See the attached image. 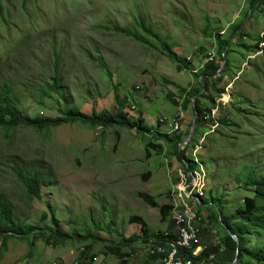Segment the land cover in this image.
I'll return each mask as SVG.
<instances>
[{
  "label": "rangeland",
  "instance_id": "rangeland-1",
  "mask_svg": "<svg viewBox=\"0 0 264 264\" xmlns=\"http://www.w3.org/2000/svg\"><path fill=\"white\" fill-rule=\"evenodd\" d=\"M249 11V0H0V86L10 84L23 113L41 117L73 109L88 113L94 107L113 114L116 94L132 93L149 131L173 134L172 119L180 107L167 95L181 99L183 89L195 88L193 75L207 59L218 57L216 34L227 38L233 26L241 25L244 38L232 40L230 67L220 84L224 91L235 78L227 87L232 102L220 112L229 113V120L217 132L198 129L187 152L193 161L194 144L207 134L197 154L207 171L202 199L209 204L220 199L224 211L234 213L250 194L236 188L239 181L255 172L264 176V55L250 58L264 30V8L246 18ZM141 19L190 62L188 70L178 71L163 55L160 42L137 25ZM114 26L138 31L150 44L112 31ZM97 56L110 71L100 67ZM56 64L62 83L55 92L47 84ZM136 86L140 89L132 92ZM181 119L185 131L191 117L184 113ZM153 134L83 123L42 132L19 127L8 137L0 131V205L21 227L38 229L26 240L9 242L0 264H78L84 245L45 244L44 233L55 230L52 215L58 234L89 233L103 240L93 247L94 264H120L105 246L130 237L136 238L123 248L129 255L124 264H160L148 255L151 245L142 241L141 225L130 223L132 216L142 217L151 239L170 222L162 219L160 209L174 203L172 190L182 167L167 157L165 146L151 149L147 157ZM148 172L151 178L145 181ZM33 173L43 180L39 201L27 197L17 178ZM139 192L154 196L155 204L139 198ZM200 213L201 244L215 245L225 231L211 209ZM244 226L263 245L264 227Z\"/></svg>",
  "mask_w": 264,
  "mask_h": 264
},
{
  "label": "trees",
  "instance_id": "trees-1",
  "mask_svg": "<svg viewBox=\"0 0 264 264\" xmlns=\"http://www.w3.org/2000/svg\"><path fill=\"white\" fill-rule=\"evenodd\" d=\"M249 2L251 11L246 14V18H248L254 11H257L262 7L264 8V0H249ZM137 25L147 34L154 37L156 41L160 42L163 55L176 65L178 71L189 69L190 62L182 58L176 51H174L175 47L171 46L160 36L157 31H154L152 27L148 26L143 19L137 21ZM111 30L129 37H133L138 41L150 44L145 38L140 36L138 31H131L120 26H114L111 28ZM205 32L207 33L208 31ZM210 34L214 35V33ZM236 36L241 39L244 38L241 25L233 26L227 38H224L221 33H217L215 40L218 42L220 47L218 57L206 62L200 72L193 75V77L196 79V87L183 89V96L180 97L181 99H176L172 93H169L171 95H167L168 99L173 103V105L180 107L178 110H180L179 112L182 114V116H184V113L190 115L191 120L189 121V125L186 126L185 131L181 130V122L180 130L174 132L173 134H167L161 131L153 134L154 132L149 131L150 129H148V127L145 125V121L141 117L142 114L139 112V109V114H136L134 117H130L129 113L126 112V101L130 94L123 98H120L119 95L116 94V111L113 114L110 111H98L94 107L93 110L88 113L79 109H73L64 111L58 117H41L39 115L30 116L23 113L18 108L16 104V98L14 96L15 93L12 90L10 84L7 83H4L0 86V131L8 137L15 129L19 127H26L37 132H42L49 131L63 125L83 123L85 125L92 126L93 129L102 128L103 130H107L112 128H127L129 130H136L138 133L143 135L153 134L154 139H150L146 149L147 157H150L151 149L157 150L159 147H167V157L175 159L178 162V165L181 166L188 174V178L190 180L191 176L189 172H191L194 167V161H191L187 158V152L193 142L194 137L188 145L182 147H180V145L190 134L192 119L195 112L198 113L195 135L198 129H212L213 123L211 121H205L204 116L215 106V98L220 97L223 93H225L226 89L223 91L220 87L222 85L221 83L224 82L226 70L228 67H230V62L227 57L231 51L232 45L234 44L232 40L236 39ZM243 46L245 47L246 45ZM253 47L257 51L258 41ZM246 48L250 47L246 46ZM226 49L227 52L226 56L224 57L223 53ZM94 60L98 62L101 68L109 70L108 63L102 56H97L94 58ZM224 60H226L225 67L221 73L217 75ZM57 68L58 65L56 64L54 75L51 78V83L47 84V90L49 91L56 92L61 87L62 78L59 76ZM109 74L111 75V72H109ZM234 79L235 78H233V80ZM165 81L168 84H172L179 88V86L174 82L166 79ZM232 81L225 85V88H227L232 83ZM113 85L116 87L118 86L116 83ZM203 86L205 88V92L202 95H199L200 91L203 89ZM45 95L46 93H44V96ZM194 98L195 101L193 102ZM224 109L225 107H223V110ZM228 117L229 113L228 115L222 116L220 114V125L215 129L214 132H217L219 128L228 122ZM148 131L150 133H146ZM156 141H163L164 143H162V145H157V143H155ZM151 174V172L146 173L143 176V180L148 181L151 178ZM17 178L30 200L38 199L39 201L42 199L41 192L43 180L39 174H18ZM236 188L239 190H246L250 194L243 198L242 204L236 208L234 213L225 212L223 209L224 206L221 205L220 199L216 200V203L212 202L209 204L210 202H205L201 198V203L196 205L197 211L201 212L203 208L211 209L213 211V215L217 219L218 226L223 228L225 233L215 245H206L198 256H192L191 252L189 251H181V256L184 260L191 259L194 264H233L234 261H236L234 264H264V241L263 245H259L258 236L255 239L250 238L248 236V233L250 232H248L244 226V224H252L255 226L264 227V176L259 177L257 172L251 173L245 180L239 181V187ZM137 195L148 204L154 205L156 202L155 197L149 193L139 192ZM160 210L162 219L169 217L170 222L164 231H159L154 236H152L153 239L156 240L155 242L164 244L166 242V237L164 236L165 233L167 234V240L175 239L176 234L170 213L172 210V205H163ZM207 218L208 220H211V217ZM52 220L55 230L44 233L45 244L47 246L52 244L65 245L69 242H73L79 245H84L85 248L83 249V256H81L79 259L78 264H94L97 257L92 253L93 247L96 243H99L103 240L89 233H86L85 235L79 233H74L72 235L58 234V224L55 221L53 215ZM130 223H138L141 225L142 241L152 245L149 240L151 236L148 234L145 220L142 217L135 215L131 217ZM228 229L231 231V234L228 232ZM37 231L38 229L32 226L21 227L20 224L14 220L11 211L5 205H0V257L1 254L7 250L8 243L14 238H19L23 241L28 237L30 238V236L34 235ZM233 235L237 236L238 241L233 238ZM135 238L136 237H130L127 240H121L119 243H113L110 246H105V249L110 255L116 257L120 264H124L126 256L129 255L128 253L123 252V248L126 247L128 243L134 242ZM31 246L34 247L32 243ZM148 255L150 258H154L156 260L159 259L157 255H151L149 253Z\"/></svg>",
  "mask_w": 264,
  "mask_h": 264
},
{
  "label": "built area",
  "instance_id": "built-area-1",
  "mask_svg": "<svg viewBox=\"0 0 264 264\" xmlns=\"http://www.w3.org/2000/svg\"><path fill=\"white\" fill-rule=\"evenodd\" d=\"M264 54V31L260 33L258 41V49L254 56ZM214 57L212 56L210 60ZM139 86H136L134 91H138ZM132 94V93H131ZM126 101V112L130 117L136 116L138 106L136 101L131 97ZM231 102V96L228 93L215 98V106L205 114L204 120L211 121L212 131H214L220 125V112ZM182 114L179 113L172 119L171 128L173 132L180 130L181 122L183 119ZM161 123H165L164 119L160 120ZM205 133L203 138L194 144L192 150V158L196 166L189 172L191 179L189 180L188 174L183 168H179L177 187L172 190L173 204L171 213V219L174 223V230L176 234L175 239L167 240L161 244L155 242V239H151L152 245L148 249V253L151 255H157L161 258L162 264H194L191 259L184 260L181 257V251H190L193 256H196L201 252L204 246H201V225L203 223V215L196 209V201L201 203V196H203V187L207 183V171L204 164L198 159L197 154L204 148ZM179 186V187H178Z\"/></svg>",
  "mask_w": 264,
  "mask_h": 264
},
{
  "label": "water",
  "instance_id": "water-1",
  "mask_svg": "<svg viewBox=\"0 0 264 264\" xmlns=\"http://www.w3.org/2000/svg\"><path fill=\"white\" fill-rule=\"evenodd\" d=\"M227 49H228V48H227ZM227 49H226V50L224 51V53H223V56H224V57L226 56ZM225 64H226V60H224V61L222 62L221 67H220V69H219L217 75H218L219 73H221V71L224 69ZM201 80H202V79H201ZM204 92H205V88H204V86H203V89L200 91L199 95H202ZM194 101H195V98L193 99V102H194ZM197 116H198V113L195 112L194 117H193V121H192V126H191L190 134H189V136L185 139V141L180 145V147L185 146V145H188V144L190 143V141L193 139V137H194V135H195V130H196V120H197ZM228 232L231 234V231H230L229 229H228ZM233 238H234L236 241H238V238H237L236 235H233ZM235 262H236V261H234V263H235ZM234 263H233V264H234Z\"/></svg>",
  "mask_w": 264,
  "mask_h": 264
},
{
  "label": "clouds",
  "instance_id": "clouds-1",
  "mask_svg": "<svg viewBox=\"0 0 264 264\" xmlns=\"http://www.w3.org/2000/svg\"><path fill=\"white\" fill-rule=\"evenodd\" d=\"M263 31H264V30H263ZM261 32H262V31H261ZM259 36H260V35H259ZM258 41H259V40H258ZM254 55H255V54H254ZM254 55H253V56H254ZM262 55H263V54H262ZM250 58H252V56H250ZM208 61H211V60H208V59H207L203 64H205V63L208 62ZM226 91H227V92H226ZM229 92H230L229 88H226L225 93H228V94H230V96H231V92H230V93H229ZM225 93H223V94H225ZM223 94H222V95H223ZM231 102H232V97H231ZM231 102H230V103H231ZM230 103H229V104H230ZM226 106H227V105H226ZM211 130H212V129H211ZM190 142H191V141H190ZM203 197H204V196H201V198H203ZM200 200H201V199H200ZM201 234H202V228H201ZM154 235H155V234H154ZM152 238H153V236H152ZM152 238H151V239H152ZM151 239H149V240H150V243H152V242H151ZM203 245H204V247H205L207 244H203ZM203 245L201 244V246H203ZM150 247H151V246H150ZM202 249H203V248H202ZM201 251H202V250H201ZM189 252H190V251H189ZM200 253H201V252H199V254H200ZM191 254H192V253H191ZM199 254H198V255H199ZM198 255H196V256H198ZM192 256H193V255H192ZM181 257H182V256H181ZM158 258H159L158 260H159L160 264H162V263H161V258H160L159 256H158Z\"/></svg>",
  "mask_w": 264,
  "mask_h": 264
},
{
  "label": "crops",
  "instance_id": "crops-1",
  "mask_svg": "<svg viewBox=\"0 0 264 264\" xmlns=\"http://www.w3.org/2000/svg\"><path fill=\"white\" fill-rule=\"evenodd\" d=\"M231 84H232V83H231ZM231 84H230V85H231ZM172 182H173V180H172ZM203 238H205V233L202 231V234H201V240H202ZM149 239H150V238H149ZM147 264H159V263H157V262H153V261H148Z\"/></svg>",
  "mask_w": 264,
  "mask_h": 264
},
{
  "label": "bare ground",
  "instance_id": "bare-ground-1",
  "mask_svg": "<svg viewBox=\"0 0 264 264\" xmlns=\"http://www.w3.org/2000/svg\"><path fill=\"white\" fill-rule=\"evenodd\" d=\"M230 93V92H229Z\"/></svg>",
  "mask_w": 264,
  "mask_h": 264
}]
</instances>
